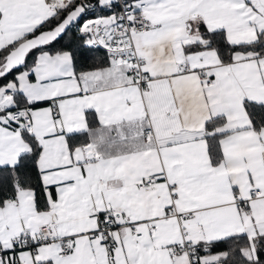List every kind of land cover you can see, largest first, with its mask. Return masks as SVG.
<instances>
[{
  "label": "snow or ice",
  "instance_id": "obj_1",
  "mask_svg": "<svg viewBox=\"0 0 264 264\" xmlns=\"http://www.w3.org/2000/svg\"><path fill=\"white\" fill-rule=\"evenodd\" d=\"M0 264H264V0H0Z\"/></svg>",
  "mask_w": 264,
  "mask_h": 264
}]
</instances>
